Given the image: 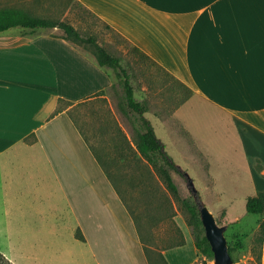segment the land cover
I'll use <instances>...</instances> for the list:
<instances>
[{
	"label": "crops",
	"instance_id": "crops-1",
	"mask_svg": "<svg viewBox=\"0 0 264 264\" xmlns=\"http://www.w3.org/2000/svg\"><path fill=\"white\" fill-rule=\"evenodd\" d=\"M77 1L188 89L176 119L205 154L207 177L238 185L226 216L239 195L246 207L264 191V0ZM113 84L60 28L0 32V252L13 264H150L123 198L60 110ZM226 150L238 158L226 157L220 182L209 153ZM164 256L196 264L195 238Z\"/></svg>",
	"mask_w": 264,
	"mask_h": 264
},
{
	"label": "rangeland",
	"instance_id": "rangeland-1",
	"mask_svg": "<svg viewBox=\"0 0 264 264\" xmlns=\"http://www.w3.org/2000/svg\"><path fill=\"white\" fill-rule=\"evenodd\" d=\"M2 7L22 9L32 16L68 21L83 35L96 37L99 44L119 57L131 76L137 100L147 107L145 116L166 143L168 152L192 179L205 206L214 214L217 225L225 226L224 235L233 257L231 264H259L256 256L261 246L255 237L260 216L247 213L241 195L237 197L234 215L225 214L224 205L230 191L237 192L238 185L222 183L221 176L228 169L224 166L226 157L238 158V154L231 150L209 153L214 161L217 160L216 172L221 182L214 184L207 177L205 154L199 151L189 132L176 119L175 112L185 104L188 89L161 66L133 52L131 44L114 29L74 1L0 0ZM85 51L91 53L90 50ZM108 70L114 78L111 88L85 102L62 103L60 107L64 106L68 111L100 158L135 220L145 247L156 262L159 253L164 254L166 249L185 240L187 234L195 237L193 227L187 223L191 214L188 202L191 203L192 198L185 180L170 170L160 156L140 154L138 143L145 131L144 125L139 114L127 106L119 70ZM181 115L188 127V104L183 106ZM164 170L169 171L177 193H173L166 184L162 176ZM196 264L220 263L215 258L207 259L202 255Z\"/></svg>",
	"mask_w": 264,
	"mask_h": 264
},
{
	"label": "trees",
	"instance_id": "trees-1",
	"mask_svg": "<svg viewBox=\"0 0 264 264\" xmlns=\"http://www.w3.org/2000/svg\"><path fill=\"white\" fill-rule=\"evenodd\" d=\"M71 2H75L81 7L85 8L87 11H89L91 14H93L90 10H88L84 5H82L77 0H68ZM109 28H111L109 25H107ZM16 27H22V28H53L57 27L60 28L63 32V37L74 43L75 45L79 46L80 48L84 50H90L91 54H93L101 67H107L111 68L113 70H119L120 77H122L123 87L126 94V103L129 109H131L133 112L139 114L141 121L144 125L145 131L140 135L139 137V143H138V150L140 154L144 156H152V155H158L161 157L163 162L167 165V167L170 170L175 171L177 174H179L184 180L188 187V190L191 195L192 202H188V206L190 209V217L188 220V224L193 227V232L195 235V241H196V247L198 250V256L199 259L203 255L207 259H216V255L212 250L211 244L208 241L206 237L205 227L203 224L202 219V209L205 207L203 198L201 193L196 190L193 186L192 179L187 174L186 170H184L173 158V156L168 152L166 143L157 135L156 129L151 122L149 118L145 116L147 107L143 103L139 102L135 96V88L133 84L131 83V76L128 73L127 69L123 67L121 59L117 57L116 55L112 54L106 47L99 44L97 41V38L94 36H85L83 35L76 26L71 24L68 21H60L57 19H52L48 17H37L32 16L29 12L18 9V8H12V7H2L0 8V32H5L9 29L16 28ZM121 36V35H120ZM122 37V36H121ZM122 39L131 44L127 39L122 37ZM133 52L140 54L144 59L158 65L155 61H153L147 54H145L143 51H141L138 47L133 46ZM104 92V91H103ZM103 92L97 94H102ZM61 103H69L66 101L60 100ZM184 102V101H183ZM72 104V103H69ZM60 110H64L60 107ZM66 110V109H65ZM27 140H30V138H27ZM92 148V147H91ZM93 152L95 153L94 149L92 148ZM96 155V154H95ZM97 159L101 162L100 158L97 157ZM103 168L104 165L101 162ZM258 168L260 169V165H258ZM105 172L107 173L108 177L111 179L109 173L104 168ZM162 176L170 188V190L173 193H177V186L175 185L170 173L168 170H164L162 173ZM112 180V179H111ZM113 181V180H112ZM114 183V182H113ZM115 186V183H114ZM117 192L121 196L119 190L115 186ZM122 197V196H121ZM246 210L249 214H255L260 216V221L258 225V230L256 231V237L255 240L260 244L261 249L259 250V253L256 256V260L259 264H262V253H263V243H264V191L258 192L255 195L248 198L247 204H246ZM221 227V226H219ZM76 237L80 240L85 241V237L83 233L80 230H77ZM141 241L143 243L145 254L148 258V261L150 264H169L168 260L165 258L163 253L158 254V258L156 262L154 261L150 251L145 247L144 240L141 235ZM185 244V240H183L180 243H177L176 245L170 247H179ZM229 253H230V248ZM231 255V253H230ZM232 256V255H231ZM233 258V257H232ZM0 264H13L10 262L4 254L0 252Z\"/></svg>",
	"mask_w": 264,
	"mask_h": 264
},
{
	"label": "water",
	"instance_id": "water-1",
	"mask_svg": "<svg viewBox=\"0 0 264 264\" xmlns=\"http://www.w3.org/2000/svg\"><path fill=\"white\" fill-rule=\"evenodd\" d=\"M202 219L205 227L206 237L211 244L216 259L220 264H231L233 258L229 253L224 228L219 227L213 214L205 206L202 209Z\"/></svg>",
	"mask_w": 264,
	"mask_h": 264
}]
</instances>
